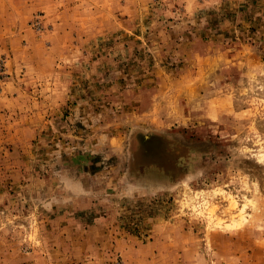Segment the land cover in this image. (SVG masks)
Returning a JSON list of instances; mask_svg holds the SVG:
<instances>
[{
	"label": "rangeland",
	"instance_id": "obj_1",
	"mask_svg": "<svg viewBox=\"0 0 264 264\" xmlns=\"http://www.w3.org/2000/svg\"><path fill=\"white\" fill-rule=\"evenodd\" d=\"M0 264H264V0H0Z\"/></svg>",
	"mask_w": 264,
	"mask_h": 264
}]
</instances>
